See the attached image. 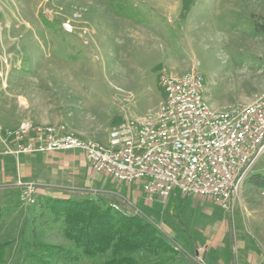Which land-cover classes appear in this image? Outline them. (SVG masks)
Instances as JSON below:
<instances>
[{"label":"rangeland","instance_id":"374dc122","mask_svg":"<svg viewBox=\"0 0 264 264\" xmlns=\"http://www.w3.org/2000/svg\"><path fill=\"white\" fill-rule=\"evenodd\" d=\"M125 2L145 21L115 14L107 0H0V166L10 158L1 152L11 154L6 133L22 122L63 125L64 131L107 143L113 127L157 108L164 97L163 73L183 75L197 67L205 78L204 97L217 109L264 95V0ZM257 173L264 174V154L233 209L195 196L190 203L180 199L166 205L161 197L150 199L139 181H105L128 198L95 195L124 213L151 218L188 254L190 264H220L222 256L236 262L242 237L264 256V189L251 180ZM22 186L31 188L0 200L7 210L0 242L8 243V264H35L26 255L34 241L30 198L38 194L33 184ZM46 194L76 200L95 196L85 189ZM40 237L63 241L56 232ZM226 238L233 244L222 252L213 249V260L203 259L211 241Z\"/></svg>","mask_w":264,"mask_h":264},{"label":"built area","instance_id":"2783aa9c","mask_svg":"<svg viewBox=\"0 0 264 264\" xmlns=\"http://www.w3.org/2000/svg\"><path fill=\"white\" fill-rule=\"evenodd\" d=\"M160 85L164 97L157 108L113 127L107 143L64 131L63 125L22 122L7 131V152L81 150L93 170L121 183L139 181L150 199H168L178 189L233 209L264 154V95L214 108L197 67L183 75L163 73Z\"/></svg>","mask_w":264,"mask_h":264},{"label":"trees","instance_id":"16d2710c","mask_svg":"<svg viewBox=\"0 0 264 264\" xmlns=\"http://www.w3.org/2000/svg\"><path fill=\"white\" fill-rule=\"evenodd\" d=\"M107 1L115 14L145 21L132 3ZM261 27L264 31V24ZM251 180L264 188V174H254ZM6 211L0 206V223ZM32 214L34 241L26 258L35 264H190L188 254L155 221L143 213L115 209L101 194L80 200L39 194ZM54 232L63 241L40 237ZM7 244L0 242V264H8Z\"/></svg>","mask_w":264,"mask_h":264},{"label":"crops","instance_id":"0c3cea01","mask_svg":"<svg viewBox=\"0 0 264 264\" xmlns=\"http://www.w3.org/2000/svg\"><path fill=\"white\" fill-rule=\"evenodd\" d=\"M31 117L32 116L29 115L28 119ZM43 122L47 121L43 120ZM1 153L10 158L4 160L0 166V200L4 196H7V194L10 195V193H13V191H18L19 194L22 193V195L26 194L31 187L29 186L26 188V186H22L23 184H33L34 186H32V188L35 187L34 192L38 195L46 194L47 192H74V190L85 189L92 192L94 195L96 192H107L118 199L128 198L120 194L121 189L117 191L113 187L110 189L109 186H104L105 181L108 179L113 183L116 180L109 175L93 170L85 154L81 150H56L31 154L20 153L18 155L14 153L6 154L4 151ZM105 187L108 188L106 189ZM242 189L244 190L246 187L243 186ZM180 199H185L188 203L193 200L191 196H185L180 190L175 189L172 191L169 198L166 199V205L175 203ZM237 202L241 203L239 197L236 200V203ZM245 208H248V206ZM4 220L5 217L3 221ZM250 241L252 240L247 237L239 239L237 244L241 250L238 252L236 262H234L233 258H231V262H229V258L224 261L223 256L221 259H219L220 257L217 258V262L220 261V264H264V256L256 250V247L251 248L249 245ZM230 243L233 244L230 238H226L225 241L218 243L211 241L210 245L212 249L207 251L206 256L202 254L203 259L213 260L217 256L213 255L212 250L214 249L216 252L220 250V252H222V247ZM195 255L197 254L195 253Z\"/></svg>","mask_w":264,"mask_h":264},{"label":"water","instance_id":"95a60500","mask_svg":"<svg viewBox=\"0 0 264 264\" xmlns=\"http://www.w3.org/2000/svg\"><path fill=\"white\" fill-rule=\"evenodd\" d=\"M196 254L198 255L199 253H198V252H196Z\"/></svg>","mask_w":264,"mask_h":264}]
</instances>
